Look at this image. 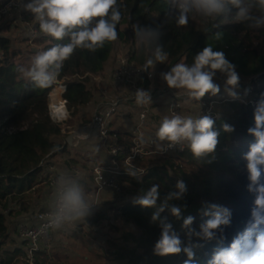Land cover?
Wrapping results in <instances>:
<instances>
[{"label": "clouds", "instance_id": "9594fccd", "mask_svg": "<svg viewBox=\"0 0 264 264\" xmlns=\"http://www.w3.org/2000/svg\"><path fill=\"white\" fill-rule=\"evenodd\" d=\"M15 3L19 11L31 15L35 26L33 34L47 38L48 46L34 53L28 67H18L17 71L34 89H51L48 108L50 119L54 122L67 121L71 117L69 102L63 95L67 89L60 80L65 62L77 51L97 53L106 45L118 42V29L121 26H130L132 29L135 48L144 56L142 71L168 61L169 53L159 43V27L130 24L133 17L125 0H15ZM163 3L174 13L172 20L177 28L186 27L189 21H199L203 26H210V29L226 24H241L249 30L264 29V0H163ZM139 9L141 15H151L146 0H141ZM222 38V32L213 34L216 41ZM217 74L223 78L222 89L216 82ZM160 78L168 89L179 90L189 101L198 102L199 108L195 112L181 114L170 107L168 114L163 115L156 126L154 135L146 138L140 133L137 142L151 143L157 153L179 148L186 150L197 162L212 163L216 159L221 131L231 135L235 127L224 123L217 130L215 124L219 113L214 115L211 107L208 112L202 113L200 101L206 95L216 97L223 91L231 100L246 103L251 89L245 88L242 94L239 92L240 75L235 65L227 59L224 51H214L211 43L198 51L190 64L177 62L167 72L161 73ZM132 95L138 106L152 103L147 90L137 89ZM140 119H144L143 113ZM246 135L252 138V142L241 160L247 180L245 191L251 197V207L243 229L226 243V229L232 222L231 209L203 202L199 212L207 219L196 230L192 227L195 218L191 215L184 218L181 229L185 231L186 240H182L168 216L177 220L181 218L186 205L170 202L184 198L186 183L178 179L174 190L163 199L160 198V185L153 184L146 190L141 189L132 198L133 205L153 209L150 223L160 229L159 238L152 249L153 255H183V264H199L197 253L206 243L214 242L215 247L206 264H264V92L253 103L252 126L247 128ZM77 138L88 140L89 136L80 132ZM92 150L100 152L99 144L93 145ZM127 159L129 164L126 174L140 181L146 169L133 165L131 157ZM99 179L101 181V175ZM99 205L87 190L83 173L62 169L53 179L44 222L38 226L35 236L86 223ZM166 211L168 216L162 217L161 214ZM193 239L198 242L194 243Z\"/></svg>", "mask_w": 264, "mask_h": 264}, {"label": "trees", "instance_id": "16d2710c", "mask_svg": "<svg viewBox=\"0 0 264 264\" xmlns=\"http://www.w3.org/2000/svg\"><path fill=\"white\" fill-rule=\"evenodd\" d=\"M140 2L141 0H125L133 17L130 24L159 27V43L169 53L168 61L159 63V69L167 72L177 62L190 64L193 56L208 43L213 45L214 51L225 52L241 79L264 69V29L249 30L241 24H226L217 29H210V26H203L199 21H189L186 27L177 28L172 20L174 13L170 12L163 0H146L151 8L150 16L140 14ZM118 30L121 43L131 49L134 61L143 66L144 56L135 48L131 27L121 26ZM216 31L223 33L222 40L213 39ZM46 40L43 36H36L34 42L46 48ZM115 44L116 42L106 45L97 53L77 51L65 62L60 80L68 79L67 91L63 95L68 100V108L73 114L92 104L91 91L96 86L93 76L104 75ZM26 52L30 57L25 60L22 48L15 46L6 35L0 34V264H28L27 244L17 235L12 237L10 227L13 225V219L31 210L33 186L39 184L37 193H44L43 187L49 186V175L45 167L47 159L64 153L69 156L67 159L70 162L81 166L89 160L81 152L82 148L97 144L95 139H90L76 147H68L64 143V135L63 139L58 140L62 128L60 123L50 119L48 96L51 89H34L17 71L18 67H28L30 64L34 53L28 49ZM216 97L210 98L206 95L202 100ZM222 107V113L218 110L216 129L220 130L222 124L227 123L233 125L235 131L231 135L221 131L216 159L212 163L197 162L186 150L176 156L150 155L140 163L146 169L140 181L128 175L123 176L129 185L132 198L137 196L141 189L146 190L153 184H159L160 198L163 199L168 192L174 190L178 179L186 183L187 192L184 198L170 202L180 206L186 205L181 218L177 220L170 217L167 211L161 214L162 217L168 216L173 229L179 233L182 240H186L185 231L181 229L184 218L193 216L195 219L192 227L196 230H199V225L207 219L199 212L203 202L216 203L231 209L232 222L226 229V243L243 229L249 218L251 197L245 191L247 180L241 156L252 142V138L246 135V130L252 126L253 108L235 101L227 102L219 109ZM73 154L76 156L73 157ZM81 157L86 161H81ZM152 211L153 209L133 205L132 200L120 209H115V218L132 223L136 231L133 235L131 232L122 233L123 241L118 245L114 240L106 239L98 250L104 253L98 255L97 259L109 264H183V255H153L152 249L159 238L160 229L150 223ZM104 216L101 211L88 219L100 224L101 221L107 220ZM193 242L198 241L193 239ZM214 247V242L204 245L197 253L199 264H206ZM36 258L39 259V253Z\"/></svg>", "mask_w": 264, "mask_h": 264}, {"label": "built area", "instance_id": "2783aa9c", "mask_svg": "<svg viewBox=\"0 0 264 264\" xmlns=\"http://www.w3.org/2000/svg\"><path fill=\"white\" fill-rule=\"evenodd\" d=\"M7 15L10 17L11 25L19 24V21L23 20L28 13L19 11L15 0H6L0 5V17ZM34 33L35 26L32 27ZM122 46H124L122 44ZM125 47V46H124ZM142 66L138 65L133 58V52L128 47H118L113 51V64L109 68L108 72L104 75L93 76L96 82V86L91 91L92 108L90 118L78 129L63 130L62 133L67 134L64 143L68 147H76L81 142L87 140H80L77 138V134L80 132L87 133L89 139H95L101 149L108 155V161L105 163H92L89 165L91 179L94 186L87 190L96 199V202L100 204L95 210L94 214L103 212V202L100 200V192L102 189L108 188L112 191L114 197L113 202L115 209H120L128 202L132 200V193L128 187L123 185V177L127 175L126 170L128 168V157H131V163L136 167L143 168L140 163L150 156L165 157L168 155L176 156L185 150L172 149L163 153L155 152V147L151 143L140 144L137 142V136L143 133L146 138L152 137L154 132L147 133L144 126L155 104L161 101L162 97L168 99L164 105L168 110L170 107L178 113L195 112L199 108L198 102L189 101L188 98L182 93L167 88H161L153 86L150 82V74L147 70H141ZM147 74L145 75V73ZM68 79H61V83L66 87ZM221 89L223 88V82L220 83ZM245 88H250L251 91L247 96L246 103L244 105L253 108V103L257 99L261 92H264V69L250 77L240 79L239 92L242 94ZM137 89L147 90L151 94V105L138 106L134 102L132 93ZM51 92V91H50ZM223 92L221 95H217L216 98L201 100V112H208L209 108H212V112L215 115L218 113V108L227 102H231ZM48 102L50 97L48 96ZM239 102L240 101H235ZM129 105H131L129 107ZM194 105V106H193ZM128 107L129 111L136 112L137 122L130 129V132H120L113 126V121L119 116L123 115L122 108ZM193 107V110L191 108ZM144 114V119H140V114ZM128 114V112H127ZM126 116V115H125ZM64 122V121H63ZM63 122H57L62 124ZM70 136V141H67V137ZM115 152V154H113ZM69 169L81 172L83 168L74 165ZM59 171H54L47 177L49 186L52 187L53 179ZM101 175V181L99 179ZM127 184V183H126ZM86 185H88L86 183ZM128 185V184H127ZM39 189V184H35L32 188L33 191ZM12 205V203L10 204ZM47 212V207L42 210H36L34 212H27V214L18 219L16 222V232L18 236L27 244V262L28 264H54V236L57 232H49L47 235L35 236L38 226L44 222V218ZM91 224V225H90ZM80 229H83L89 234L105 239L104 229L100 225H97L93 221H87L86 223H79ZM32 233L33 235H28ZM35 236V239H33ZM104 244V243H103ZM102 244V245H103ZM35 248V250H33ZM31 252V256L29 253ZM39 253V259L36 258Z\"/></svg>", "mask_w": 264, "mask_h": 264}, {"label": "rangeland", "instance_id": "374dc122", "mask_svg": "<svg viewBox=\"0 0 264 264\" xmlns=\"http://www.w3.org/2000/svg\"><path fill=\"white\" fill-rule=\"evenodd\" d=\"M4 1L6 0H0V5ZM33 26L34 23L32 21L31 15L29 17L25 15V18L19 21V24H16L14 26L11 25V20L9 16L2 15L0 17V34L6 35L12 40L15 46L22 48L23 58L25 60L27 59V57H30V55L27 54L26 49L30 50L32 53H35L36 51L42 48V46L34 42L36 36L33 34L32 31ZM118 47L125 48L124 46H122L120 40L115 44V48ZM159 66L160 64L158 63L155 65L154 68L148 69V73L150 74V82L153 86L167 88L160 78L161 73L165 72V70L159 69ZM215 79L218 84L223 82V78L219 74H217V77ZM175 91L181 92L179 90H175ZM218 110L220 113H222L224 108L223 107L220 109L218 108ZM91 111L92 108L89 105L82 108L79 112L75 114H73L72 111L70 110L71 117L67 121H64L61 124L62 131L63 130L69 131L72 129L80 128L90 118ZM62 131H61V136H58V140L63 139V137L64 136L66 137L67 135L62 133ZM62 135L64 136L62 137ZM92 148L93 147L91 145H87L84 146L81 150V152L84 154V157L89 159L87 161L89 165H91L92 163H96L97 161L95 157H98L97 154H94L95 152H93ZM75 156L76 155L73 154V157ZM61 157H63L62 162H64L67 159V157L69 158L67 154H63L61 155ZM81 161H86V159L81 157ZM122 180L124 182L123 185L126 188L128 187V189H130L129 185L126 184L124 179ZM40 198H43V195H41ZM46 198L47 197L45 196L44 200H46ZM114 213L115 212L113 211L112 214H109L110 219L106 220L105 222L101 221L100 224H97L103 227L105 232L104 235L105 239L101 236V234H100V238L99 235L97 238L92 234L87 233L83 229H80L79 226H76L75 228H69L63 231H58L57 234L54 236V243H53L54 262L55 263L64 262L68 264H109L107 262L105 263V261L101 259H97L98 255L100 256V254L104 253V252L100 253L101 250L100 251L98 250L102 247V244L105 243V240L110 238L117 243L116 245H118L123 241V239L121 238L122 233L131 232L133 235L134 232L136 231L135 226L132 223L126 222L121 218L118 219L115 218ZM114 227H117V229H113ZM10 228L14 229V226L11 225ZM114 263H117V261H114Z\"/></svg>", "mask_w": 264, "mask_h": 264}, {"label": "crops", "instance_id": "0c3cea01", "mask_svg": "<svg viewBox=\"0 0 264 264\" xmlns=\"http://www.w3.org/2000/svg\"><path fill=\"white\" fill-rule=\"evenodd\" d=\"M29 16H27V17H29ZM112 64H113V53L110 57V60L106 64L104 74H106L108 72V70L112 66ZM167 101H168V99H166V97L164 96L161 98V101L158 104L154 105V107L151 111L150 117L148 118L146 125L144 126L145 131L147 133L155 132V128L159 124V122L162 118V115L168 114L166 106L164 105L165 103H167ZM130 106L131 105H129V107ZM191 108L193 110L192 106H191ZM122 112H123V115L119 116L118 118H116L113 121V126L120 132H123V133L124 132H130V129L137 122L136 112L133 110L129 111L127 106L122 108ZM127 112H128V114H127ZM100 149H101V147H100ZM63 154L64 153H58L55 156L51 157L50 159H47V161L45 162V164H46L45 167H46V171H47L48 175L54 171H60L62 169H69L71 166H74V165L78 166V164H74L73 162H70L68 159H66L64 162H62L63 157H61V155H63ZM94 154H97V156H98V157H95L96 161H97L96 163H105L108 161V155L102 149L100 150V152L94 153ZM80 167L83 168L82 173L86 177V183L88 184L86 186L88 188L94 186L93 181L91 179V175H90L89 163L87 162L86 164L81 165ZM120 177H123V176H120ZM122 179H124V178H122ZM39 188H40V186H39ZM50 189H51L50 186L43 187L44 193H42L41 191L37 193L38 190L32 191L31 195L33 197H32V202H31V210L29 212H31V211L34 212L36 210H42V209L47 207V200H48V194H49ZM41 195H43V198H40ZM45 196L47 197L46 200H44ZM115 199H116V197H114V195L110 189L105 188V189L101 190L100 200L103 202L104 207L102 208V210H103V213L105 214L104 218L107 220L110 219L109 214H112L113 211H115V207L113 206V202L115 201ZM43 201H44V203H43ZM113 207H114V210H113ZM26 214L27 213H25L23 216H19L16 219H13L14 229L10 230L12 237H16V235L18 236V234L16 232V228H15L16 222L18 219L24 217ZM87 221H92V220L87 219ZM18 238H20V237L18 236ZM54 264H55V262H54Z\"/></svg>", "mask_w": 264, "mask_h": 264}, {"label": "water", "instance_id": "95a60500", "mask_svg": "<svg viewBox=\"0 0 264 264\" xmlns=\"http://www.w3.org/2000/svg\"><path fill=\"white\" fill-rule=\"evenodd\" d=\"M67 141H70V136L67 137Z\"/></svg>", "mask_w": 264, "mask_h": 264}]
</instances>
